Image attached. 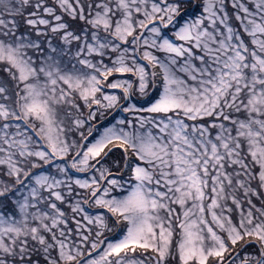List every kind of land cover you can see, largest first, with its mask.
Here are the masks:
<instances>
[{
    "label": "snow or ice",
    "instance_id": "1",
    "mask_svg": "<svg viewBox=\"0 0 264 264\" xmlns=\"http://www.w3.org/2000/svg\"><path fill=\"white\" fill-rule=\"evenodd\" d=\"M0 264H264V0H0Z\"/></svg>",
    "mask_w": 264,
    "mask_h": 264
}]
</instances>
